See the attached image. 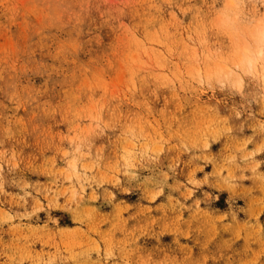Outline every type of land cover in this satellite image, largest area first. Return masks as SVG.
<instances>
[{"label": "rangeland", "instance_id": "374dc122", "mask_svg": "<svg viewBox=\"0 0 264 264\" xmlns=\"http://www.w3.org/2000/svg\"><path fill=\"white\" fill-rule=\"evenodd\" d=\"M264 0H0V264H264Z\"/></svg>", "mask_w": 264, "mask_h": 264}, {"label": "snow or ice", "instance_id": "6c2138e0", "mask_svg": "<svg viewBox=\"0 0 264 264\" xmlns=\"http://www.w3.org/2000/svg\"><path fill=\"white\" fill-rule=\"evenodd\" d=\"M262 35H264V23H262Z\"/></svg>", "mask_w": 264, "mask_h": 264}, {"label": "bare ground", "instance_id": "6f19581e", "mask_svg": "<svg viewBox=\"0 0 264 264\" xmlns=\"http://www.w3.org/2000/svg\"><path fill=\"white\" fill-rule=\"evenodd\" d=\"M262 23H264V21H261V22H260V25H261V26H262ZM262 36L264 37V35H262Z\"/></svg>", "mask_w": 264, "mask_h": 264}]
</instances>
